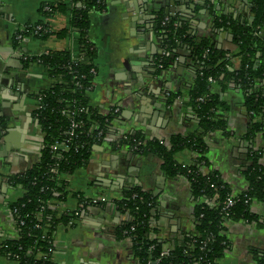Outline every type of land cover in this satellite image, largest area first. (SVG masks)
Segmentation results:
<instances>
[{
    "label": "crops",
    "instance_id": "crops-1",
    "mask_svg": "<svg viewBox=\"0 0 264 264\" xmlns=\"http://www.w3.org/2000/svg\"><path fill=\"white\" fill-rule=\"evenodd\" d=\"M66 2L0 0V242L17 235L8 205L23 191L12 185L11 178L39 160L43 134L34 118V95L56 81L41 65L24 67L20 56L67 50L74 44L71 35L53 34L45 40L29 35L18 42L15 34L29 22L44 20L38 13L42 3L57 6ZM250 6L249 0H174V6L168 0H106L105 10L89 12L87 37L96 48L89 105L97 114L116 117L88 163L64 176L67 194L63 201H51L58 218L76 216L55 228L52 257L57 264H142L130 238L119 234L120 227L132 220L124 200L133 189L153 198L150 238L169 246L195 233L194 212L200 199L188 180L168 175L156 154L133 151L119 140L125 134L137 135L145 143L170 148L172 138L197 131V116L187 104L197 67L189 48L181 45L167 69L156 65L162 53L156 20L166 16L164 10L189 21L197 39H210L215 48L228 53L234 47L232 36L216 27L215 15L221 11L251 17ZM185 10L190 18L184 17ZM68 14L57 12L47 20L54 33L68 27ZM261 35L264 38V28ZM169 92L177 94L171 103ZM214 92L224 104L219 115L227 129L206 133L203 153L184 148L175 151L173 158L183 166L204 158L207 164L201 162V172L215 173L237 195L248 186L245 171L252 153L264 171V132H249L250 117L240 86L226 81ZM79 196L85 199L83 204ZM250 209L257 221H224L228 246L218 264H255L254 254L264 250V201H253ZM0 264L16 262L0 256Z\"/></svg>",
    "mask_w": 264,
    "mask_h": 264
},
{
    "label": "trees",
    "instance_id": "trees-1",
    "mask_svg": "<svg viewBox=\"0 0 264 264\" xmlns=\"http://www.w3.org/2000/svg\"><path fill=\"white\" fill-rule=\"evenodd\" d=\"M249 3L251 17L242 18L221 11L215 15L216 27L232 36L234 47L228 53L215 48L210 39H197L190 31L189 21L182 16H159L156 20L162 45V53L156 58L157 67L167 69L181 45L189 48L192 59L197 62L187 102L197 116V131L188 137L172 138L170 148L158 142L145 143L140 136L130 134H125L119 142L121 146L134 148L133 151H148L159 156L165 172L185 177L194 195L200 199L194 212L195 233L171 242L159 264H218L228 246L224 221H257L250 205L253 201H264V171L255 152L249 157L250 165L245 171L248 186L237 195H233L215 173L201 172V162L207 164L204 158L186 166L173 158L175 151L184 148L203 153L205 134L227 129L225 120L219 115V111L225 109L224 104L214 92L216 86L222 87L226 81L240 86L244 94L245 109L250 117L249 132H264V38L261 35L264 0H249ZM105 9L106 0H68L57 6L42 3L38 13L44 20L29 22L15 34L21 37L33 35L42 40L53 34L58 37L71 35L74 40L73 47L67 50L20 56L24 67L32 63L41 65L56 81L34 95L39 106L34 116L43 134L39 160L22 175L11 178L12 185H19L23 191L21 197L8 205L17 235L0 242V256H6L16 264H57L49 253V249L54 248L55 228L60 222L73 221L76 216L58 218L56 209L50 207L51 201H63L67 194L64 176L88 163L93 148L103 141L116 117V114H97L87 97L96 71L93 64L96 48L87 37L89 12ZM57 12L69 13V21L68 27L54 33L47 20ZM209 78L213 81L209 82ZM176 97L177 94L169 92L170 103ZM66 113H73V119L80 123L73 136L68 134L70 117ZM56 142L67 150L53 149ZM227 197H233L236 202L225 211L222 208ZM79 198L83 204L85 199ZM124 204L132 220L120 227L119 234L130 238L133 253L142 264L153 262L159 258L163 247L162 243L149 237L148 220L153 198L133 189L126 192ZM254 257L255 264H264V250L255 253Z\"/></svg>",
    "mask_w": 264,
    "mask_h": 264
},
{
    "label": "built area",
    "instance_id": "built-area-1",
    "mask_svg": "<svg viewBox=\"0 0 264 264\" xmlns=\"http://www.w3.org/2000/svg\"><path fill=\"white\" fill-rule=\"evenodd\" d=\"M21 39H22L21 36H16V41L19 42V40H21ZM165 55H168V53H165ZM208 80H209V82L213 81L212 78H209ZM199 100H203V99L199 98ZM38 108H39V106L37 105L36 109H38ZM67 115H69V114H67ZM69 117H70V128L68 130V134H69V136H73L75 130L77 128H79L80 123L73 119V113H71V115H69ZM34 118H35V116H34ZM62 146L63 145H61L58 142H56L53 145V149H57L58 147H61V148L67 150V147H64V146L62 147ZM235 202H236V199H233V197H227L225 202L223 203L224 207L222 208V210L227 211L228 209H230L235 204ZM14 212H15V210H14ZM11 214H12V212H11ZM226 214H227V212H226ZM53 251H54V248H50L49 249V253H53ZM168 251H169L168 246H163L162 249H161L159 258L155 259L153 262H148V264H159L160 258L165 256L168 253Z\"/></svg>",
    "mask_w": 264,
    "mask_h": 264
},
{
    "label": "water",
    "instance_id": "water-1",
    "mask_svg": "<svg viewBox=\"0 0 264 264\" xmlns=\"http://www.w3.org/2000/svg\"><path fill=\"white\" fill-rule=\"evenodd\" d=\"M144 1V0H143ZM168 3L171 5V6H174V0H168ZM187 10V9H186ZM185 10V12H183L184 13V17H186V18H190V14H189V12L188 11H186ZM164 14L166 15V16H174L175 14L174 13H172V12H170V10L169 9H165L164 10ZM37 121V120H36ZM38 123V122H37ZM41 141H42V139H41Z\"/></svg>",
    "mask_w": 264,
    "mask_h": 264
}]
</instances>
